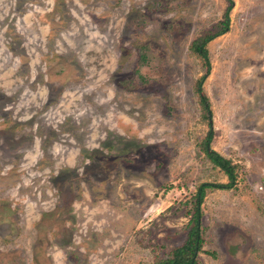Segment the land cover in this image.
Masks as SVG:
<instances>
[{
  "label": "rangeland",
  "instance_id": "rangeland-1",
  "mask_svg": "<svg viewBox=\"0 0 264 264\" xmlns=\"http://www.w3.org/2000/svg\"><path fill=\"white\" fill-rule=\"evenodd\" d=\"M212 150L200 264H264V0H0V264H156Z\"/></svg>",
  "mask_w": 264,
  "mask_h": 264
},
{
  "label": "trees",
  "instance_id": "trees-1",
  "mask_svg": "<svg viewBox=\"0 0 264 264\" xmlns=\"http://www.w3.org/2000/svg\"><path fill=\"white\" fill-rule=\"evenodd\" d=\"M232 8L229 7L224 16V20L219 22L213 30L207 31L197 40L192 43V51L203 60L204 67L206 69L205 74L199 79L196 85V92L199 95L200 104L203 109L204 118L210 126V131L202 144V151L210 162L219 168L228 178L226 184H211L202 183L196 189V194L193 200V210L190 214V220L187 227V237L181 246L175 248L170 257L161 259L156 264H200L199 254L203 251L204 238L202 229L203 213L201 206L204 202L207 190L219 189V190H233L238 184V170L239 166L234 164L231 160L221 156L216 151L212 150L211 143L214 139V128L212 122V110L209 98L204 93L203 85L211 72V63L209 58V50L207 45L226 33L230 29V12Z\"/></svg>",
  "mask_w": 264,
  "mask_h": 264
}]
</instances>
